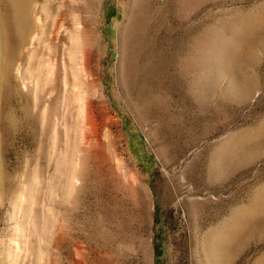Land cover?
<instances>
[{
    "label": "rangeland",
    "instance_id": "obj_1",
    "mask_svg": "<svg viewBox=\"0 0 264 264\" xmlns=\"http://www.w3.org/2000/svg\"><path fill=\"white\" fill-rule=\"evenodd\" d=\"M29 2L0 101V264H264V0Z\"/></svg>",
    "mask_w": 264,
    "mask_h": 264
},
{
    "label": "bare ground",
    "instance_id": "obj_2",
    "mask_svg": "<svg viewBox=\"0 0 264 264\" xmlns=\"http://www.w3.org/2000/svg\"><path fill=\"white\" fill-rule=\"evenodd\" d=\"M0 1L5 6V8H4L5 11L2 14H3V19H4V26H5L6 31H7V35L5 38H4L5 35H1V37H0V60L1 59L6 60L5 65H4L5 66L4 67L5 73L2 76L0 75V101H1L2 96L5 97V94H6V97H9L10 101H12L13 103L16 104V102H18L17 101L18 96L16 95L15 86L12 83L11 71L13 69V66L16 63L17 55L19 53L21 44L26 41L29 34L33 30L34 26H33V21H32V17H31L29 0H0ZM146 1H149V0H140L141 4L143 6H144V2H146ZM73 8L75 9L76 7H73ZM249 24L250 23L247 22V23H242L238 26H234L232 29V35H231L229 41L224 42L225 43L224 46L229 47V49L237 47L238 44L240 43L241 39L243 38V36L246 35L247 32L250 31L251 28H249ZM63 25H64V23L62 22L61 25H59L57 29L61 28ZM80 32H82L81 29H79V28L76 29L77 35H79ZM2 38H4V39H2ZM226 47H224V48H226ZM52 49H54V53L57 50L56 46H55V48L52 47ZM53 56L55 57V55H53ZM53 56H52V60L50 59L51 62H48L49 71L47 69V71L51 74V77H52V74L54 75L53 70L55 67L53 65L54 64L56 65V63H54L55 59L53 58ZM191 60L192 59H190V63L193 65V60L192 61ZM3 62L4 61L0 62V69L3 68ZM77 65H79V67H77V66L73 67V68L71 67L72 70L68 69V71H66L65 83L66 84L72 83L73 87H77V88L79 87V94L77 93V89H76V91L74 90V100L76 101V99L78 97V100H79L78 117H79V123H81L80 129H81V132L84 136L86 133L85 132L86 129L88 131L89 128H94L95 126L97 127V124H92V118H93L92 117V111H91V105L92 104L88 103L87 100L85 101V99H88V101L90 99L88 97L87 93L92 88L93 83H92V80L88 76H84L85 74L84 75L82 74V70L88 71L87 68L84 69L85 66L83 67V65H85V64L82 65L81 63H77ZM86 73L88 74V72H86ZM70 74L72 76H70ZM67 76L70 78L68 79ZM90 76H91V74H90ZM51 77H50V79H51ZM58 85H59L58 87H56V86L55 87L58 90H60V87L62 85H61V83H59ZM2 88L5 90V94L1 93ZM8 92L10 95L8 94ZM52 99L56 101V99H58V98L55 96ZM25 111L27 114L28 121L32 122V116L34 115L33 114V104H32V100H31L29 95L27 96V105H26ZM69 113H70V109L66 110L64 112V115L69 116L70 115ZM33 120H34V118H33ZM10 122H11L12 127H16L18 125L17 118H10ZM241 225H242L241 222L237 221L233 225L234 226L233 231H229L228 235L235 236L238 233L237 231L241 227Z\"/></svg>",
    "mask_w": 264,
    "mask_h": 264
}]
</instances>
